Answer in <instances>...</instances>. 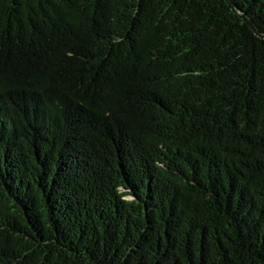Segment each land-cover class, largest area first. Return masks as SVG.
I'll use <instances>...</instances> for the list:
<instances>
[{
	"label": "trees",
	"instance_id": "16d2710c",
	"mask_svg": "<svg viewBox=\"0 0 264 264\" xmlns=\"http://www.w3.org/2000/svg\"><path fill=\"white\" fill-rule=\"evenodd\" d=\"M0 264H264V0H0Z\"/></svg>",
	"mask_w": 264,
	"mask_h": 264
}]
</instances>
